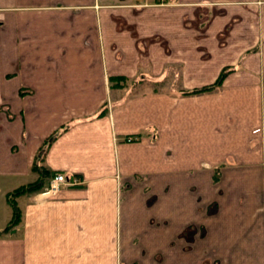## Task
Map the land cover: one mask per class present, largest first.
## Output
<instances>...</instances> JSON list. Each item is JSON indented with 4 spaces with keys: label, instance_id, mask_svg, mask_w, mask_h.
Segmentation results:
<instances>
[{
    "label": "crops",
    "instance_id": "obj_1",
    "mask_svg": "<svg viewBox=\"0 0 264 264\" xmlns=\"http://www.w3.org/2000/svg\"><path fill=\"white\" fill-rule=\"evenodd\" d=\"M45 169L0 264H264V0H0V230Z\"/></svg>",
    "mask_w": 264,
    "mask_h": 264
},
{
    "label": "trees",
    "instance_id": "obj_2",
    "mask_svg": "<svg viewBox=\"0 0 264 264\" xmlns=\"http://www.w3.org/2000/svg\"><path fill=\"white\" fill-rule=\"evenodd\" d=\"M234 70H235V67L226 66L221 70L219 76L212 83H209V84H206L200 87L185 89L182 93L183 95H196V94H202V93L215 91L222 86L227 75ZM106 109L107 107L106 108L104 107V109L101 111L100 114L106 113L107 111ZM54 138L55 136H52L51 138H49L47 140V143L50 144L51 140H53ZM43 173H44V176L39 177L35 181H31L26 184H23L7 193L6 195L7 201L12 207V218L9 221V223L6 225V227L0 230V235H3L4 233L8 232L12 227H14L22 219V210L18 204L17 198L23 195H31L33 193L43 190L47 185V179L48 178L50 179L56 174L55 171H52L49 169H45Z\"/></svg>",
    "mask_w": 264,
    "mask_h": 264
},
{
    "label": "rangeland",
    "instance_id": "obj_3",
    "mask_svg": "<svg viewBox=\"0 0 264 264\" xmlns=\"http://www.w3.org/2000/svg\"><path fill=\"white\" fill-rule=\"evenodd\" d=\"M168 0H157V2H160V3H165V2H167ZM190 16H191V14H190ZM241 38H242V35H241ZM197 45V44H196ZM221 45H223V43H219V45H214V47H213V45H211V44H208V45H203V48L205 47V49L202 51V53L204 52V53H206V55H204V58L205 59H210V58H208V57H211V56H218L219 54V56L217 57H214V58H216V61H219V59H217V58H219V57H221L222 55L221 54H223V50H219V53H217V51H216V48H217V46H219V47H221ZM193 46V45H192ZM216 47V48H215ZM186 48H188L190 51L191 50H194V46L193 47H191V44H189V45H186ZM215 48V49H214ZM222 48V47H221ZM256 50V49H255ZM168 51H170V50H168ZM171 52V51H170ZM210 53V54H209ZM211 53H215V54H212L211 55ZM231 55H233V51L230 53ZM213 57H211V59H213ZM186 62H184V65H186L187 63H189L190 64V66H191V64H193L194 63V61H195V59L192 61L191 60V57H187L186 59ZM256 62L257 61H255V63H253V64H256ZM248 63H249V65L250 64H252L251 62H249L248 61ZM186 67V66H185ZM187 69V68H186ZM185 70V69H184ZM186 71V77H187V75H188V73H187V70H185ZM153 87L154 88H159V89H161V87H160V85H158L157 86V84L156 83H153ZM156 92H160V91H156ZM155 92V93H156ZM140 93H139V91H135V92H130V94L129 95H134V96H137V95H139ZM141 94H143L144 95V93L142 92ZM109 109H111V105L109 104V107H108ZM107 108V109H108ZM262 130H263V128L261 127H259V128H257V129H255L254 130V134H257L258 133V135L262 132ZM257 132V133H256ZM131 138H134V137H131ZM231 162H234V161H232L231 160ZM33 178V175H31V177H30V180ZM25 180H28L27 178L25 179ZM23 182H25V181H23ZM20 206V205H19ZM21 208V207H20ZM21 210H22V208H21ZM14 227H16V226H14ZM124 226H122V228H123ZM13 228V227H12Z\"/></svg>",
    "mask_w": 264,
    "mask_h": 264
},
{
    "label": "built area",
    "instance_id": "obj_4",
    "mask_svg": "<svg viewBox=\"0 0 264 264\" xmlns=\"http://www.w3.org/2000/svg\"><path fill=\"white\" fill-rule=\"evenodd\" d=\"M131 139V137L128 138V140ZM81 183L82 179L76 174L67 176L64 172H57L50 181L49 187L43 192L44 194H54L60 189L62 185L75 186L80 185Z\"/></svg>",
    "mask_w": 264,
    "mask_h": 264
}]
</instances>
